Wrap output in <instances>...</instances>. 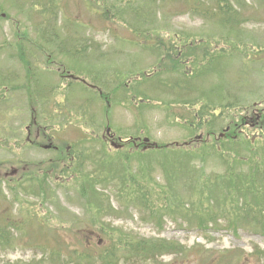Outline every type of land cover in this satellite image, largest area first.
<instances>
[{
    "label": "rangeland",
    "instance_id": "rangeland-1",
    "mask_svg": "<svg viewBox=\"0 0 264 264\" xmlns=\"http://www.w3.org/2000/svg\"><path fill=\"white\" fill-rule=\"evenodd\" d=\"M30 1L31 0H0V15L2 13L7 15V17L0 18V74L7 75L10 78V80L0 83V98L2 97L0 100V129L5 130V126L9 127L12 133H17L15 134L17 142L6 130L0 133V137L3 140L0 142V179H2V183L15 181L18 176L26 175L33 169L39 168L38 171H40V173L43 171L44 173L46 169L50 168L49 165L52 163V160L56 162L63 157V155L57 154L58 152L55 153L47 150L42 151L41 147L43 145L51 144L53 147H59L60 153L64 154L66 149L70 146L77 145L76 149H79L80 147L84 148V145H81L83 135H86L88 138H90L89 135H92L94 139L98 136L101 139L107 126L105 123L106 121L104 122L105 119L102 110L99 116L97 115L92 118L93 122H91L90 120H79L81 109L76 110V108L71 107L70 109L75 110L74 112L69 113L67 109L64 112V115H59L54 118V122H49V124L54 125V127L49 130V132L54 135L51 143L49 140H43V142L40 140L36 141L34 128L31 133V140L29 139L32 144H28V146L24 144L26 142V137L28 136L24 131V128L27 125H30L33 119H35L37 123H41V113H44L46 117L50 115L52 110H54V113L58 111L52 104H40L36 100L32 103V97H41L39 95L41 94V91L43 92L41 94L42 97H47L45 96V93L48 92L49 97H57L59 101L62 100V97H72L70 95V90L67 89V84L69 82L60 80L61 73H65L63 71V66L59 63L60 60L58 59L57 62L52 63L53 60L51 58L49 59V52L47 51V53H45L44 51L46 50H44L42 45L39 44L37 47L38 49L33 45L28 48L30 51H36H31L33 53L26 56L27 64L21 65L17 58H15V55L17 56V54L14 51V47L16 52L19 51L21 46L22 50L28 51L24 48L26 46L18 39L19 35L26 38L29 37L33 40L34 38H38V35L40 34L34 26V24L36 25L33 18L34 14H26L23 8V6L29 5ZM39 1L43 2V0ZM137 1L138 5L141 7V11H144V20L139 18V16L135 17L136 20L140 21V24L144 25L146 24V21H150L157 28L158 24L165 21V24H162V29L158 31L159 37L163 36L168 39L172 34H178L182 31L196 33L195 35H203L206 33L217 35L219 31L215 26L203 23L198 17L197 19H193L194 15L190 12H188L186 16L175 15V13L180 10L176 11L170 4L158 5L159 3L156 1L149 6L146 4L148 0ZM238 1L239 3L241 2L244 9L246 3L250 4L251 7L248 14H244V16L247 17V19H245L243 14H239L242 13V7L239 6L238 10H236L235 4H237V1L234 0V4H230L232 11L238 12L239 19H243L241 20L243 23L239 24V26H242L240 31L235 34L236 36L234 38L230 36V40H227L230 45H234L236 52H238V49L241 50V55H244V53H242V41L247 47H249V50L260 51L259 47L262 46V49H264V0ZM110 3H112V0H109V3L107 4L108 7H111ZM60 4L61 10L57 16L58 18L63 19V24L61 25H63L62 27L64 30L68 28L70 22L83 21V27L80 28L74 39V47H87L89 44L97 41L98 43H101L103 47L101 49L102 51H109L111 50L110 45L113 43H119L116 41L115 37L111 39L105 32V29L101 27L105 26V24L98 23L96 16L92 17L89 14L87 11L89 5L86 4V2L81 0H64L61 3L58 2V5ZM120 7L123 8L122 5ZM96 13H99V11L96 10ZM110 15L111 12H109V16ZM252 15H254L257 20H251L250 17ZM129 16L133 18L132 14H129ZM129 16H126L128 21ZM115 17L116 16H111L110 20H113ZM12 21H14V23H12ZM166 21L170 23H167ZM117 23L116 20L113 22L109 21L107 24L109 27L107 32L114 30ZM144 33L145 32H143V36ZM115 35L122 39V42H120V45L124 46V48L120 49L123 53L122 55H115L112 53L106 58V60L103 55L102 60H97L94 54L89 55L88 57L75 55L76 58L68 56L67 63L78 68H83L84 71L88 72L91 76L95 71H100L102 77H105L108 81L110 80L108 77L109 75L119 76L122 71L125 74L130 73L129 76L134 78L133 80H128L127 85L129 88H134V95L131 97H136V95H138V97L147 96L146 98L150 101H156L155 97H161V99L165 100L166 97H164V94H168V91L160 88V82H158L156 86L153 83L152 78L139 75L138 71H152L162 68L165 64H172L174 58L170 57L165 62L167 57L164 52L150 55L138 51L137 45L134 46V43L136 41L138 42V40L133 35V32L126 28L118 26ZM46 36L49 37L50 35L46 34ZM245 38L252 40V42H245ZM139 43L142 44V42ZM40 46L42 47L39 50ZM1 47L4 48L1 49ZM8 47L10 48V51L7 49ZM67 47L70 50L72 49L70 45ZM175 50H181V46L178 45ZM253 56L255 55L253 54ZM242 57L247 59L245 56ZM257 59L258 58H255V60H253L251 56L250 60L252 61V64L248 65L245 62V64H241L240 59H230V61L234 63L228 70L230 72H233L231 71L232 69L237 71V76L234 78H230L225 73L222 74L224 68L222 65L219 71L217 67H210L198 76L197 79H190L191 77L188 76L190 74L189 64L184 65L183 68L179 67L177 70V76L169 77L171 79L177 77L179 83L182 85H190L195 88L194 91L187 89L179 91L178 87L174 86L173 95L171 94V97H173L175 101L187 100V102L195 104L190 107L187 118L189 120H194L193 115L196 116L198 118L196 122H202L201 131L189 130L187 125L183 122L167 117L162 110H159L158 106L151 105L147 108L145 105L142 106L143 108L132 106V108L128 109V106H126L128 104L122 105L119 102L125 100V94L121 87L118 86H114L113 89L107 91L108 97H100L101 100L107 98L109 102V107L102 104L103 108L108 107V126L117 138L126 139L128 137H147L151 142H156L161 145L175 142H190V140L195 139L199 135H205L206 131L203 130L204 124H207L209 128L211 127L210 125H212L211 128L214 129L213 131L215 133L214 137L217 138L218 134L221 133V129L225 128V124L235 120L239 116L228 118L233 115L232 112L230 110L224 111L221 113V118L227 121H225L226 123H222V120H215L209 112L200 115V101L196 100L198 97H201V99L204 100L203 104L212 107L213 101L210 100H223V93L224 90H226V94H235L234 97H237L238 100H240L239 104H241L242 109L247 104L253 105V103L258 102H261L264 105V55H261V61H259V63H257ZM215 62L216 61H213V63ZM241 66L242 69L237 70ZM171 67L173 68V66ZM256 70L258 72H256ZM40 73H43V78L46 80L44 85L41 82H37V75ZM179 73L180 76H178ZM181 73L187 76L188 79L182 76ZM79 88H81L79 84H73L71 87V94L76 96L77 99H83L86 95L84 92H79ZM88 92V97L91 101H95L96 99L99 100V98L96 97V94H93L91 91ZM28 97H31V101L28 100ZM70 102L71 103L67 104H77L73 98L70 99ZM227 102L234 104L230 99H228ZM198 103L199 105H196ZM60 107H62V105L57 106V108ZM182 107L183 106L176 105L173 112L176 114ZM76 111L79 112L77 115ZM83 112L86 115L95 114V111H92L91 109L88 111L83 110ZM251 115L254 116L252 113ZM43 120H45V118H43ZM83 125H86L87 127L92 125V134H87L88 129H85V127L83 128ZM95 131L98 133L97 135H95ZM91 142L94 141H89L86 146L89 148V156L94 158L98 156L97 160L100 159L101 169L109 170L118 166L120 172L121 163L118 162L120 158L115 157V160L113 161L112 158H114V156L110 155L113 154L112 151L109 154L102 149L104 153L101 154L102 146L95 143L94 146L89 147ZM98 142L100 143L99 140ZM20 144L25 148L20 146ZM37 146L40 148H37ZM208 147L212 146L196 144L190 148L179 146L148 152V158H146V160L152 164V178L148 181L150 184L154 185L152 195L150 196L151 199L155 201L152 205V208L154 209L153 213H155L154 217L152 215V219L149 220L147 211L131 208L128 216H123L121 219L110 218L108 221L114 229L122 230L123 232L126 231L131 235L134 233L137 237L143 239H162L167 242L176 243L184 248L183 251L179 250L172 253V255H165L159 258L156 264H215L218 259L222 258L223 255L226 256L228 252L230 255L227 259L237 256L240 264H264V238L260 235L248 234L242 230L236 235L232 234L225 228L226 224L224 222H222L221 226L218 228L209 225L205 228V230L208 231H200L195 225L196 222L192 220L189 214L186 219L178 215H170L166 213L170 200L169 194L163 187L164 180L157 165L158 161L163 160L165 158L163 156L170 153H180L185 150L184 153H182L185 158L207 155V163H205L206 173L213 172L215 174L221 172L222 167L220 162L218 161L217 163H214L216 159L215 153L212 152V154H209L207 150ZM185 148L189 150H186ZM124 149H129V147ZM223 149L224 147H220V150ZM136 151L137 150L132 151V160L135 162L140 156ZM84 152L85 150L76 151V153L79 154ZM225 155L231 157L230 153H226ZM245 155H247V153L243 154V156ZM177 161V156L172 155L171 165L167 169L169 175L175 171V163ZM7 162H12V164ZM193 163L199 165L196 162ZM13 165L15 166L13 167ZM141 165L147 167V163L145 162ZM59 166L61 169L63 164L59 163ZM93 171L94 165L89 161H84L79 172L74 169V172L79 175L75 177L72 182L70 181L69 185H63L61 183L59 187H55L53 182V172L49 171L51 176L49 179V194L51 199L45 198V195L43 196V200L37 199L35 193L28 189V184H26L25 189L24 183L21 182L19 184L20 195L18 194L16 201L25 204L23 205L25 210L29 209L30 212L43 213V218H45L50 226V231H46V233L49 232L61 236L62 238H70L74 236L73 233L77 230H83L86 232L89 230L86 220L92 216V213L90 209L86 207L85 198L80 195L81 193L78 190V182H82L83 178L80 173H84L85 177H87V175ZM6 173L7 175H4ZM29 177L32 176H28L27 178ZM87 185L91 190L89 184ZM2 187L7 193L4 186ZM99 189L100 191L106 190L104 192L102 191V194H105L107 197L109 196L112 205L117 208L115 199L111 198V196L120 193L119 189L114 185H108ZM177 192L184 202H186L189 199V196H191L189 188H178ZM47 193L48 189L46 190V194ZM11 198H15V196L9 192L5 201L8 206H10ZM19 202H16L17 204H14L13 206L14 217L12 220L17 223L24 221L23 215L17 213L16 208L20 207ZM6 204L0 203V210L3 209L2 212L5 214L7 213L5 210L7 209ZM202 211L205 212L204 208H202ZM36 225L37 223L33 224L35 227ZM95 228H97L95 231H99L104 227L95 224ZM46 237H50V234H46ZM100 238V235L93 237L92 242L98 243ZM35 257L39 258L37 252L31 250L22 242L21 244H16L14 248L0 249V264H27L33 259L38 261Z\"/></svg>",
    "mask_w": 264,
    "mask_h": 264
},
{
    "label": "trees",
    "instance_id": "trees-1",
    "mask_svg": "<svg viewBox=\"0 0 264 264\" xmlns=\"http://www.w3.org/2000/svg\"><path fill=\"white\" fill-rule=\"evenodd\" d=\"M84 1L88 2L89 10L93 9L95 13L96 10L99 11V13H96L97 22L105 24V31L109 29L107 26L109 21L116 20L118 22L115 29L110 31L113 32L112 36L119 43L122 42V39L114 33L118 26L133 32L138 40L134 43V46L137 45L138 48L149 52H164L166 56L176 55L171 49H166V46L170 45L167 44L168 42H157L158 39L163 37L153 33L158 28L152 27L147 21L144 25L140 24V21L135 19L136 16L143 18L137 0H112L111 7L107 6L109 0ZM156 1L159 5L170 4L176 11L189 12L190 10L197 15H213L217 18V23L223 28L229 27L232 29L234 23H241L240 21L237 22L235 18L234 14H237V12L232 11L230 0H207V2L206 0H148L146 4L150 6ZM236 1L237 5L242 7L241 2ZM121 5L123 8L120 7ZM58 9L55 0L43 1V15L57 14ZM109 12H111L110 16ZM129 14H132L133 18ZM127 15L129 21L126 18ZM111 16L116 17L110 20ZM43 21L46 22L47 20L43 18ZM143 32H145L144 36ZM163 39L165 38L163 37ZM220 39L223 40V44L217 41L210 42V38H205V42L194 46L196 50L182 51L181 57L175 59L176 63L182 62L183 59L190 61L193 72L197 73L200 65L209 66L215 60L233 59L232 57L238 56L237 53H241L240 49L236 52L234 45H230L229 42L226 43L227 38L221 37ZM139 42H142V44ZM218 45L223 47L220 50L214 49ZM249 52V47L243 44L242 53L247 54ZM200 125L201 123H198V126ZM250 151L252 156L248 160L247 170L241 171L240 164H237L236 167L229 165L221 173V176L216 178L205 174L203 169L194 170L192 164L188 163L189 161L181 160L175 163V171L169 175L167 169L171 165L170 157L163 160L162 166L165 176L174 183L180 181L179 177L184 174L185 179L188 181V187L198 195V205H213L211 210L205 214L197 215L199 225L215 224L217 222L215 216L223 215L231 217L235 221L231 224L233 231H236L238 224H241L264 236V142L262 149L257 148ZM126 165L128 167H125L120 173L114 175H111L113 172L92 174L90 178L86 177L84 181L80 182L83 183L80 187L81 196L85 198L86 206L92 213V216L86 220L87 225L89 223L95 225L98 220L94 218L102 216L106 211L113 210L103 200L102 194L96 190V187L100 184L116 186L121 193L120 198L123 204L134 200L138 206L148 209V198L152 195L154 185L149 183L146 175L149 174L152 167L140 165L134 171L130 164ZM192 169L194 173L191 174ZM38 170L33 169L31 172V176L37 177L32 178L35 183L32 190L37 198L43 200L44 195L47 198L44 187L49 184L50 174H43ZM96 179L98 180L96 181ZM9 183L13 186L8 184L7 189L15 196V199L10 202L9 209H5L6 214L0 210V249L14 248L16 244L22 242L25 246L37 252L39 257H35L38 261L33 259L27 264H122L124 262L127 264H144L147 260H155L157 257L177 252L179 249L183 251V248L178 247L175 243L162 240H156L155 242L135 240L122 233L110 234L108 240L111 243L102 246L92 243L81 230L74 232V236L70 238H62L49 232L46 233V231H50V226L43 218V213L30 212L29 209L25 210L23 208L25 204L23 203H20L17 213L23 215L24 221L17 223L12 220L14 217L12 208L13 201L18 198V189L14 187V182ZM87 184H89L91 190ZM3 194L4 191L0 183V200L2 202L5 199ZM198 205L191 207L193 213L198 211ZM216 210H218V214ZM34 223H37L36 227L33 226ZM46 234H50V237H46ZM75 237L76 239L73 241ZM229 255L228 252L218 263L240 264L237 256L227 259Z\"/></svg>",
    "mask_w": 264,
    "mask_h": 264
},
{
    "label": "flooded vegetation",
    "instance_id": "flooded-vegetation-1",
    "mask_svg": "<svg viewBox=\"0 0 264 264\" xmlns=\"http://www.w3.org/2000/svg\"><path fill=\"white\" fill-rule=\"evenodd\" d=\"M252 114L254 116L245 117V121H243L242 126H250V128H258L260 131L264 129V109L253 111ZM252 117V118H251ZM236 133L231 136L232 139H236L238 136H242L244 132L236 128ZM245 138L247 134L243 135Z\"/></svg>",
    "mask_w": 264,
    "mask_h": 264
}]
</instances>
